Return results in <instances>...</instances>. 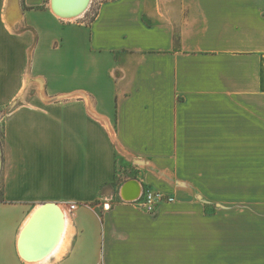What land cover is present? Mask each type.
I'll return each instance as SVG.
<instances>
[{"label": "crops", "instance_id": "obj_1", "mask_svg": "<svg viewBox=\"0 0 264 264\" xmlns=\"http://www.w3.org/2000/svg\"><path fill=\"white\" fill-rule=\"evenodd\" d=\"M98 1L0 0V264L45 204L37 264H264V0Z\"/></svg>", "mask_w": 264, "mask_h": 264}, {"label": "water", "instance_id": "obj_2", "mask_svg": "<svg viewBox=\"0 0 264 264\" xmlns=\"http://www.w3.org/2000/svg\"><path fill=\"white\" fill-rule=\"evenodd\" d=\"M90 1L91 0H57L56 6L57 8L61 7V9L65 8V15H69L68 19H73L80 16L87 9ZM63 2H68L69 4L62 5ZM71 7L76 9H69ZM137 183V181L131 180L122 185L120 195L124 200H133L138 196L139 188L137 187ZM48 210L55 211L57 219L55 218L54 220L53 218L52 220L47 214L49 212ZM62 215L57 205L45 204L40 206L33 215L30 216L26 225L21 230L17 241V251L24 262L30 264L35 263L48 255L49 251L54 248L63 229V222L61 223L63 220ZM33 243L41 248L36 257L28 255L25 252L26 246Z\"/></svg>", "mask_w": 264, "mask_h": 264}, {"label": "built area", "instance_id": "obj_3", "mask_svg": "<svg viewBox=\"0 0 264 264\" xmlns=\"http://www.w3.org/2000/svg\"><path fill=\"white\" fill-rule=\"evenodd\" d=\"M122 187V186H121ZM120 187V188H121ZM118 196L120 199V202L122 203H128L134 205L138 210L152 214L155 212L156 208L161 203H170L173 202V197L169 195H165L159 191H154L149 188L144 187L143 185L139 184V194L138 196L133 200H124L120 195V190L118 192ZM75 205L70 204L68 205V210L72 211L74 210Z\"/></svg>", "mask_w": 264, "mask_h": 264}, {"label": "bare ground", "instance_id": "obj_4", "mask_svg": "<svg viewBox=\"0 0 264 264\" xmlns=\"http://www.w3.org/2000/svg\"><path fill=\"white\" fill-rule=\"evenodd\" d=\"M56 2H57V0H52V4H53V7H54V11L56 12V14L58 15V16H63V17H66L67 15H65V13H64V9L65 8H63V9H61V7L60 8H57V6H56ZM63 3H65L64 5H66V4H69L68 2H63ZM60 9V10H59ZM69 9H72V10H74V9H76V8H74V7H71V8H69ZM138 184V183H137ZM139 185V184H138ZM137 185V187L139 188V186ZM49 212L47 213L50 217H51V219L53 220V218H54V220H55V218L57 219V214H56V212L55 211H51V210H48ZM48 218V217H47ZM62 218H63V215H62ZM48 221H49V219H48ZM50 222V221H49ZM63 222V229H62V232L64 231V229H65V223L64 222H66L65 220H64V218H63V220L61 221V223ZM59 238H61V234L59 235ZM41 248H40V246H38L37 244H28V246H26V248H25V252L28 254V255H31V256H33V257H36V255L38 254V252H39V250H40ZM56 251V250H55ZM49 253H51V250L49 251ZM49 253H48V255H49ZM52 253H54V250H53V252ZM48 255H46L44 258H42L41 260H39V261H36L34 264H37V263H40V262H43V261H45L46 262V260H47V258H48Z\"/></svg>", "mask_w": 264, "mask_h": 264}, {"label": "rangeland", "instance_id": "obj_5", "mask_svg": "<svg viewBox=\"0 0 264 264\" xmlns=\"http://www.w3.org/2000/svg\"><path fill=\"white\" fill-rule=\"evenodd\" d=\"M92 10H91V13H90V15L91 14H93L95 11H96V9H97V5H98V0H92ZM6 113V110H4V109H0V117H2L4 114ZM3 130H2V124H0V141H1V138H2V132ZM0 159H1V157H0ZM0 162H1V160H0ZM117 192H119V189L117 190Z\"/></svg>", "mask_w": 264, "mask_h": 264}]
</instances>
